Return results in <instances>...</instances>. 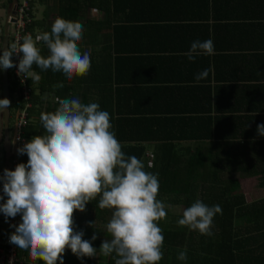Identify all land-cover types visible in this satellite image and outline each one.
<instances>
[{
	"label": "trees",
	"instance_id": "trees-1",
	"mask_svg": "<svg viewBox=\"0 0 264 264\" xmlns=\"http://www.w3.org/2000/svg\"><path fill=\"white\" fill-rule=\"evenodd\" d=\"M204 1L206 6L200 5L199 14L194 16L196 41L211 39L213 43H239V39L245 37L249 40L241 43H263L260 54L256 56V66L252 67L247 62L251 56H225L234 63L242 58L237 64L240 69L235 67L244 73L242 79L221 78L220 60L213 56L210 81L193 79L189 83L173 82V86L141 87L145 80H139L138 86L126 89L132 106L121 113L117 106L113 109L108 104L109 99L112 100L110 88L113 80L105 75L102 82L94 83V79L90 82L95 89L106 90L104 106L100 109L110 114L112 131L122 144V151L126 156L134 155L140 159L145 171L158 174L157 199L165 204L167 212L166 218L158 222L164 236L163 258L159 264H264V197L248 200L241 187L243 180L254 179L258 188L264 190V136L257 131L258 125H264V23H244V16L230 15L236 12V8L227 12L229 16H218L213 11L208 15L207 3L215 1ZM5 2L4 7L11 0ZM190 3L192 0H57L55 17L81 22L84 37L88 22L82 21L83 14L88 8H98L105 14L101 26L112 25L114 41L118 43L121 39L118 31L123 33L124 27L129 35L133 27L146 28L161 21V15L162 20L177 19V15L184 17L179 8L185 9ZM33 6L31 4L32 9ZM31 18L28 31L34 35L35 30L43 26L36 25L33 11ZM180 23L183 22L176 24L187 26ZM169 31L171 35L173 30ZM39 43H42V55L47 56V47L43 42ZM247 49L250 50L251 46ZM250 70L260 76L250 77ZM33 71L41 74L37 85L41 92L47 86L53 88L63 84L62 88L56 87L59 91L55 93L61 99L62 93L67 94L76 84L90 88L86 79L64 78L53 80L49 85L46 75L50 70L42 71L33 65ZM29 84L32 87V107L21 135L32 140L43 135L44 129L40 123L41 109H38L41 105L34 102L35 99L41 100V96L35 94L32 77ZM9 91V111L14 116L20 108V99L11 68ZM148 102H158L162 107L147 111L143 107ZM56 108L57 102L49 105L45 112H53ZM20 161L27 165V154L22 155ZM1 172L2 169L0 186ZM196 200L209 207L219 205L222 209V213L213 219L210 236L177 223L184 209ZM98 203L99 197L86 204L84 212L76 211L73 215L74 232L84 233L82 238L91 242L97 256L78 258L70 250L63 259L64 264H115L114 255L104 257L99 253L104 240L110 239L106 225L113 210L100 209ZM180 207L181 211H178ZM8 219L0 212V238ZM93 235L97 237L95 240H92ZM181 251L187 255L184 261L178 259ZM18 258L43 264L40 260L33 261L26 251L19 250Z\"/></svg>",
	"mask_w": 264,
	"mask_h": 264
},
{
	"label": "clouds",
	"instance_id": "clouds-1",
	"mask_svg": "<svg viewBox=\"0 0 264 264\" xmlns=\"http://www.w3.org/2000/svg\"><path fill=\"white\" fill-rule=\"evenodd\" d=\"M83 25L79 21L57 18L50 31L36 35L24 34L2 49L0 68L10 69L13 54H21L18 74L25 73L35 81L42 71L62 73L72 80L88 74L90 54L81 52ZM22 40V42H21ZM43 42L48 55L38 46ZM201 54H214L211 39L192 42L184 55L190 61ZM205 69L195 76L197 82L207 78ZM56 87L62 88L63 84ZM58 108L42 112L43 135H37L17 151L27 154V165L21 163L14 171L5 170L3 192L8 197L0 205L6 217L21 215L22 223L10 236V243L29 253L33 261L43 264H64L66 249L78 258L97 256L83 232H74L73 215L84 212L89 202L99 197L100 209L113 210L106 225L110 239L101 244L99 253L114 255L115 264H159L163 258V230L158 222L167 216L165 204L157 199L158 174L145 171L136 156H126L122 144L112 131L110 114L97 102L82 103L79 97H56ZM10 106L8 99L0 100V108ZM264 136V125H258ZM2 199V197H0ZM219 205L209 207L196 200L184 209L177 223L202 235H212L211 226ZM97 237L92 236V240ZM178 259L187 255L181 251Z\"/></svg>",
	"mask_w": 264,
	"mask_h": 264
},
{
	"label": "crops",
	"instance_id": "crops-1",
	"mask_svg": "<svg viewBox=\"0 0 264 264\" xmlns=\"http://www.w3.org/2000/svg\"><path fill=\"white\" fill-rule=\"evenodd\" d=\"M42 3V11L36 12L33 7V20L37 26H43L42 29H36L34 37L41 32L51 30V25L55 21V12L57 8V0L55 2V8L53 11L47 10V0H40ZM213 1V0H212ZM215 2L207 3L208 15H212V11L218 16H229L227 14L232 8H236V12L230 15L244 16V23H264V0H214ZM233 2V3H232ZM200 5L206 6L204 0H192V3L185 9H180V13L184 14V17H175L177 19H165L158 20L157 23H153L146 28L143 26L133 27L131 33L128 35V29H125L123 33L118 31L119 37L118 43L114 41V34L112 25L101 26L105 19V14L98 8H88L83 14L82 21H86V32L82 40L79 42L81 52L87 51L90 54L91 68L87 75L83 77L73 78L75 81H84L89 83L90 88H86L84 85H75L72 90L67 94L62 93V99L79 97L82 103L98 102L100 106H104L105 91L102 88L95 89L90 81L94 79L102 82L105 75L113 80L112 88H110L111 95L108 104H111L113 109L120 111H127L132 103L129 101V93L126 89L138 86L139 80L143 81L141 87H161L162 85H175V83H189L195 79V76L201 71L208 69L209 75L207 78L210 81L212 77V69L210 66L212 63V57L217 56L220 60L221 78L240 80L244 77V73L239 71L240 67L237 64L241 62L238 59L236 63L232 59L225 58L226 55H247L251 56L250 61H247L253 66L257 65L256 56L260 54V46L263 43H241L246 39H239V43H214L215 50L212 55L201 54L195 58L194 61H190L186 55L189 51L192 42L196 41L194 38V32L197 33L195 25V15L199 14ZM167 16L165 15V18ZM190 19V20H189ZM182 20V21H179ZM250 21V22H248ZM41 22V23H39ZM180 23L181 26L176 23ZM168 24L165 26V24ZM173 23V24H169ZM91 24V25H89ZM175 26H171L174 25ZM210 24V22H209ZM173 27L174 29H170ZM173 30L170 35V31ZM127 39V40H126ZM253 39V38H251ZM249 44V45H248ZM42 43H38L41 47ZM46 47V45H44ZM251 46V49H247ZM137 59V60H136ZM201 67L203 69H201ZM229 67V68H228ZM235 67L239 69H235ZM41 70V69H39ZM50 70V69H49ZM41 75V74H40ZM260 74L250 70V77L258 78ZM41 77V76H40ZM49 79V85L53 83V80H60L66 78L62 73H53L51 70L46 78ZM101 77V78H99ZM35 94H40L41 100L35 99L37 102L40 113L45 112L49 105L56 103V95L58 88H47L41 92L37 90L39 81H35L33 78ZM175 82V83H173ZM192 82V81H191ZM207 83V82H203ZM205 85V84H204ZM154 89V88H153ZM87 95V98L84 96ZM127 98V100H126ZM144 103L143 109L153 111L162 107L158 102ZM151 105V106H150ZM161 106V107H160ZM152 147H149L151 151ZM5 172V171H4ZM3 172V174H4ZM2 177V175H1ZM31 262V261H29Z\"/></svg>",
	"mask_w": 264,
	"mask_h": 264
},
{
	"label": "built area",
	"instance_id": "built-area-1",
	"mask_svg": "<svg viewBox=\"0 0 264 264\" xmlns=\"http://www.w3.org/2000/svg\"><path fill=\"white\" fill-rule=\"evenodd\" d=\"M31 4H33V0H17L14 23L10 25L11 30L9 33V44L15 42L18 38H22L24 34L30 33L28 28L32 23L31 13L33 11ZM21 58L22 53L13 54L12 56V62L15 65L11 68L12 78L15 80L18 87L20 108L17 112L16 124L17 149L13 159L10 162V167L7 169L8 171H14L16 166L21 164L20 157L22 155L19 154L17 150L23 147L25 143L30 142L29 139L24 138L21 135L22 129L26 126L28 121L29 110L32 107V87L29 84V79L31 76L25 73L18 74V65ZM3 177L4 174L1 178L2 183L0 186V197H2V199H0V205L6 203L8 199V197L3 192ZM20 223H22V218L21 215L18 214L15 218L9 217V219L4 224L3 236L0 238V264H37L35 262H29L25 258L19 259L18 248L10 243V236L15 232L16 227H18ZM69 252L70 249H66L62 259L66 258L69 255Z\"/></svg>",
	"mask_w": 264,
	"mask_h": 264
},
{
	"label": "water",
	"instance_id": "water-1",
	"mask_svg": "<svg viewBox=\"0 0 264 264\" xmlns=\"http://www.w3.org/2000/svg\"><path fill=\"white\" fill-rule=\"evenodd\" d=\"M17 6V0H11L7 11H6V21L4 24V36L1 48H6L9 44V34H8V28L9 26L14 23V15H15V9ZM0 55H2V49L0 52ZM2 99H8L10 101V91H9V69H2L1 68V98ZM10 117V111L9 107L7 108H0V141H6L7 138V125ZM16 133V131H15ZM9 158L10 156H7L5 159L3 172L7 170L9 167Z\"/></svg>",
	"mask_w": 264,
	"mask_h": 264
},
{
	"label": "rangeland",
	"instance_id": "rangeland-1",
	"mask_svg": "<svg viewBox=\"0 0 264 264\" xmlns=\"http://www.w3.org/2000/svg\"><path fill=\"white\" fill-rule=\"evenodd\" d=\"M6 0H0V48L2 45V41H3V36H4V24L6 21V11L8 6L6 5V7H4ZM55 2L56 0H47L48 3V8L47 10L49 11H53V9L55 8ZM34 6L36 12H41L43 9V5L41 3L40 0H34ZM11 27L9 26L8 28V34L10 33ZM1 52V49H0ZM0 84H1V68H0ZM0 98H1V91H0ZM31 141V140H29ZM3 161L0 159V169H2L1 175L3 176ZM10 167V165H9ZM9 167L7 169H9ZM2 178V177H1ZM241 187H242V191L246 194L248 200L249 199H260L262 197H264V190H261L258 188L257 185V181L254 179H249V180H243L241 182ZM178 211H181V207L177 209Z\"/></svg>",
	"mask_w": 264,
	"mask_h": 264
},
{
	"label": "flooded vegetation",
	"instance_id": "flooded-vegetation-1",
	"mask_svg": "<svg viewBox=\"0 0 264 264\" xmlns=\"http://www.w3.org/2000/svg\"><path fill=\"white\" fill-rule=\"evenodd\" d=\"M16 124H17V115H10L8 125H7V138L4 144V141H0V159L5 163L7 156H10L9 163L14 157V154L17 149L16 141Z\"/></svg>",
	"mask_w": 264,
	"mask_h": 264
}]
</instances>
